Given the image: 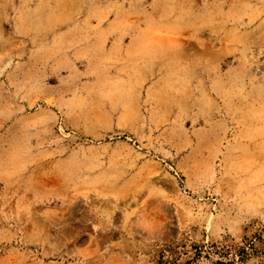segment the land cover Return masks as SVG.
I'll return each mask as SVG.
<instances>
[{"label": "rangeland", "instance_id": "1", "mask_svg": "<svg viewBox=\"0 0 264 264\" xmlns=\"http://www.w3.org/2000/svg\"><path fill=\"white\" fill-rule=\"evenodd\" d=\"M0 264H264V0H0Z\"/></svg>", "mask_w": 264, "mask_h": 264}]
</instances>
